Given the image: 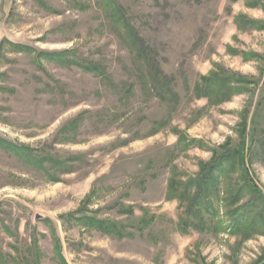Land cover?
<instances>
[{
    "label": "rangeland",
    "instance_id": "1",
    "mask_svg": "<svg viewBox=\"0 0 264 264\" xmlns=\"http://www.w3.org/2000/svg\"><path fill=\"white\" fill-rule=\"evenodd\" d=\"M109 1L0 0V264H264V0Z\"/></svg>",
    "mask_w": 264,
    "mask_h": 264
},
{
    "label": "trees",
    "instance_id": "2",
    "mask_svg": "<svg viewBox=\"0 0 264 264\" xmlns=\"http://www.w3.org/2000/svg\"><path fill=\"white\" fill-rule=\"evenodd\" d=\"M110 8H113L114 11L117 12L116 23L120 25V27L123 29L124 34L127 36L128 41L131 42L133 48H135V53L139 59L140 63V72L143 76V80L146 78V88L148 91H150V95L157 96L158 98L166 99L167 95L169 93H174L175 91L171 87V81L168 79V77L163 73L162 69L160 68L158 60L153 55L152 50L143 43V41L140 39V34L135 29L134 25L127 21V18L123 14H119L116 5L113 2V0H110L109 2ZM225 83V81H224ZM227 154H225L222 158L220 157V162H214L210 164L203 172L200 174V176L194 180L192 183H189L186 185V187H196V193L190 198V202L192 205V209H195L197 213H200L203 209V207H206L208 209V206L206 205V197L209 196V192L211 191V188L214 190H218L219 186L218 182V173L219 171H224L228 166L225 165L222 162L226 161ZM229 159H231V156H229ZM218 161V160H217ZM230 162V161H228ZM233 167V165H231ZM217 175V176H216ZM172 187L173 184H171ZM217 195V194H216ZM183 196H181L182 198ZM259 196H256V198ZM253 207H247V206H241L236 208V210L231 211L228 213V218L230 220V223L227 225L228 228H230L234 232H243L244 234L250 235L251 230L254 229V222L257 220H260L262 218L263 214V221H264V213H261L258 216H255L256 211L252 212ZM192 211V210H191ZM193 211V212H195ZM253 215V216H252ZM251 223V224H250ZM222 225V228L225 227L223 223H220ZM256 229V228H255Z\"/></svg>",
    "mask_w": 264,
    "mask_h": 264
}]
</instances>
